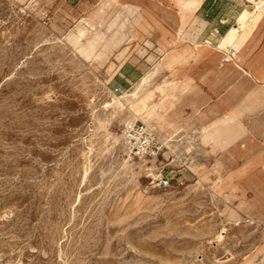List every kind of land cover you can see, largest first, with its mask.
I'll list each match as a JSON object with an SVG mask.
<instances>
[{"label": "rangeland", "instance_id": "rangeland-1", "mask_svg": "<svg viewBox=\"0 0 264 264\" xmlns=\"http://www.w3.org/2000/svg\"><path fill=\"white\" fill-rule=\"evenodd\" d=\"M190 1L0 0V264H264V80L242 85L240 54L198 37ZM228 2L229 23L251 12L232 46L264 0ZM127 59L155 72L129 97L138 82L112 86ZM138 123L157 157L126 150ZM161 172L167 189L151 183Z\"/></svg>", "mask_w": 264, "mask_h": 264}, {"label": "crops", "instance_id": "crops-1", "mask_svg": "<svg viewBox=\"0 0 264 264\" xmlns=\"http://www.w3.org/2000/svg\"><path fill=\"white\" fill-rule=\"evenodd\" d=\"M69 1L73 4L75 2L80 3L82 0ZM228 1L229 0H202L200 5L195 10L194 17L190 19V23L192 21H195V23L201 22L202 25H204V30L200 32L198 37L212 39V37L219 36L222 39L220 47H235L237 53L240 54L239 56L242 60L238 68H241L242 72L244 71L249 74V77H247L243 73L244 77L246 78L242 80V85H251L253 82L261 84L264 80V25L261 26V23H263L262 21L264 18V14L261 16V18L256 23L255 27L245 39H242L241 34H238L232 46H230L232 42V37H230L224 44V41L228 38L230 33H232L233 31H237L240 28H243L245 23H247L248 19L251 17V12L243 9L242 11H240L237 17L238 25H236L235 23H229V16H227L225 11L223 10L224 7L229 5ZM231 1L236 3V5H239V0ZM246 1L253 4L254 9H256V4L261 0ZM197 14H199V17L196 16ZM239 32H241V30H239ZM207 42L209 43V41ZM188 49L191 50L189 46L179 47L175 51L181 53L182 51ZM210 53L211 51L206 48L201 51L199 55L207 56ZM198 65L199 63L197 62L195 69H198ZM151 69L152 68H150L147 59H127L118 67V69L114 73L112 77V81H114L112 83V86H117L121 89L127 90L131 85L139 82L142 78L151 74ZM204 69L206 73L203 85L208 88L212 86V72L216 69L214 68V64L212 63V61L210 62L208 60L204 62ZM220 71V75L223 76L225 70L221 69ZM226 84V80L221 78L220 86L223 87ZM218 92L222 93L221 90ZM212 99V92L206 94L205 98H180L179 110L181 113L186 115L187 119H189L191 117H195L196 113L199 110H202L201 108L203 106H206L208 102L210 103ZM244 102L245 98H237L238 105ZM212 111V107L205 108L204 117L211 119L213 117ZM259 135H264V133H261ZM260 140L262 141L264 139Z\"/></svg>", "mask_w": 264, "mask_h": 264}, {"label": "built area", "instance_id": "built-area-1", "mask_svg": "<svg viewBox=\"0 0 264 264\" xmlns=\"http://www.w3.org/2000/svg\"><path fill=\"white\" fill-rule=\"evenodd\" d=\"M123 144L130 154L139 159L157 157L163 147L156 132L143 123L124 128ZM151 183L158 188L167 189L170 180L161 172L153 178Z\"/></svg>", "mask_w": 264, "mask_h": 264}, {"label": "bare ground", "instance_id": "bare-ground-1", "mask_svg": "<svg viewBox=\"0 0 264 264\" xmlns=\"http://www.w3.org/2000/svg\"><path fill=\"white\" fill-rule=\"evenodd\" d=\"M202 0H191L190 3L192 6H195L196 8L200 5ZM249 1H254V0H249ZM224 61H229V59H225ZM156 69V68H155ZM151 72V71H150ZM155 74V72H152L151 74H149L148 76L142 78L138 84L136 85L135 89L131 92V93H126L125 92V97H129V96H134L137 94L138 90L148 81L149 78H151L153 75ZM116 105L119 103H115ZM122 106V105H121ZM115 107V106H114ZM117 107V106H116Z\"/></svg>", "mask_w": 264, "mask_h": 264}]
</instances>
